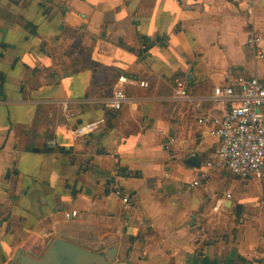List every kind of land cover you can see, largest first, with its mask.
I'll list each match as a JSON object with an SVG mask.
<instances>
[{
  "label": "crops",
  "instance_id": "1",
  "mask_svg": "<svg viewBox=\"0 0 264 264\" xmlns=\"http://www.w3.org/2000/svg\"><path fill=\"white\" fill-rule=\"evenodd\" d=\"M246 8L0 0V264H264V180L207 169L218 140L171 101L178 78L198 97L241 74L264 81L246 46L254 32L264 52V0ZM119 75L148 88L126 86L132 103L114 112L104 101ZM100 118V131L72 140ZM61 243L83 251L74 263Z\"/></svg>",
  "mask_w": 264,
  "mask_h": 264
},
{
  "label": "built area",
  "instance_id": "2",
  "mask_svg": "<svg viewBox=\"0 0 264 264\" xmlns=\"http://www.w3.org/2000/svg\"><path fill=\"white\" fill-rule=\"evenodd\" d=\"M246 2L247 13L253 15L257 0ZM246 46L254 53L256 60L264 59L261 38L254 32L249 33ZM134 85L148 88L146 82L126 75L117 76L112 95L104 101L107 109L118 112L124 105L132 103L126 95L125 87ZM173 92L171 101L194 116L196 125L204 129L206 135L218 140L216 153L206 163L207 169L225 171L243 181L264 180V81L241 74L231 77L223 87H214L211 96L198 97L192 95L185 78H178L173 81ZM207 102L224 105V114L221 117L205 114L203 104ZM2 103L0 97V104ZM56 104L63 113L67 112L65 101ZM104 126L105 120L100 118L75 126L69 132L72 140L78 142L91 137ZM197 185L198 182H195L191 187ZM114 195L121 198L125 208L128 207L131 202L128 195L119 190H115ZM224 199L230 200L231 193L227 192ZM221 206L222 200L219 199L216 209Z\"/></svg>",
  "mask_w": 264,
  "mask_h": 264
},
{
  "label": "water",
  "instance_id": "3",
  "mask_svg": "<svg viewBox=\"0 0 264 264\" xmlns=\"http://www.w3.org/2000/svg\"><path fill=\"white\" fill-rule=\"evenodd\" d=\"M34 151H38L37 149H34ZM59 245H62V248H63V250H60V248H55V252L58 254V253H60L61 255H63L66 259H68L70 262L69 263H74V262H71V261H74V260H72V252L74 251V252H83V251H81L80 249H76V248H73V246H71V245H66V244H63V243H61V244H58L57 245V247L59 246ZM114 251H115V248H113L112 250H111V255H113L114 254ZM86 255H88V254H86ZM89 257L91 258V259H96V258H98L99 259V257H97V256H93V255H89ZM109 258L111 259V261H113V257L112 256H109ZM29 264H39V263H34V262H29Z\"/></svg>",
  "mask_w": 264,
  "mask_h": 264
}]
</instances>
